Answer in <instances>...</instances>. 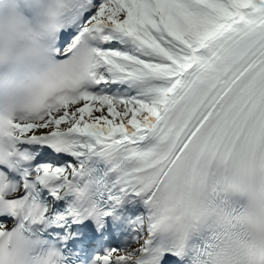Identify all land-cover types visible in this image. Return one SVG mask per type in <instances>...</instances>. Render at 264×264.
Returning <instances> with one entry per match:
<instances>
[{"label": "snow or ice", "instance_id": "1", "mask_svg": "<svg viewBox=\"0 0 264 264\" xmlns=\"http://www.w3.org/2000/svg\"><path fill=\"white\" fill-rule=\"evenodd\" d=\"M57 11L67 23L50 71L0 112V253L27 232L59 264H182L206 226L192 264H264V0H57ZM29 38L10 20L0 59ZM94 157L112 178L91 176ZM130 194L148 208L137 247L86 230ZM160 230L171 247L152 244Z\"/></svg>", "mask_w": 264, "mask_h": 264}, {"label": "clouds", "instance_id": "2", "mask_svg": "<svg viewBox=\"0 0 264 264\" xmlns=\"http://www.w3.org/2000/svg\"><path fill=\"white\" fill-rule=\"evenodd\" d=\"M7 150V144L4 145ZM203 190L201 195H203ZM243 198V207L240 210H253L257 207L254 200L247 196ZM36 237L24 232L17 240L8 245L10 254L0 253V264H59V250L51 244H38Z\"/></svg>", "mask_w": 264, "mask_h": 264}, {"label": "bare ground", "instance_id": "3", "mask_svg": "<svg viewBox=\"0 0 264 264\" xmlns=\"http://www.w3.org/2000/svg\"><path fill=\"white\" fill-rule=\"evenodd\" d=\"M141 210V211H139ZM121 212L120 218H117V216H114L115 224L121 227H126V224L128 223V220L130 219V215L137 211V213L142 214L143 218L147 216L148 214V208L145 205L144 201L140 197H133L128 196L121 204V208L119 210ZM147 229V225L144 224L143 228L140 229V232L145 235ZM154 236V234H153ZM152 236V237H153ZM151 237V238H152ZM132 247H136L133 246Z\"/></svg>", "mask_w": 264, "mask_h": 264}, {"label": "rangeland", "instance_id": "4", "mask_svg": "<svg viewBox=\"0 0 264 264\" xmlns=\"http://www.w3.org/2000/svg\"><path fill=\"white\" fill-rule=\"evenodd\" d=\"M140 218L137 217V223L140 225L141 222H139ZM134 243V242H133Z\"/></svg>", "mask_w": 264, "mask_h": 264}]
</instances>
